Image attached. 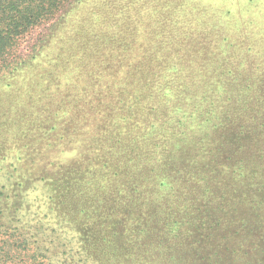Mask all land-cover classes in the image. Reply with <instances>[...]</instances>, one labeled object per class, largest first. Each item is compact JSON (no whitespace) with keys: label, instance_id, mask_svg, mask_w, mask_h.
Segmentation results:
<instances>
[{"label":"rangeland","instance_id":"1","mask_svg":"<svg viewBox=\"0 0 264 264\" xmlns=\"http://www.w3.org/2000/svg\"><path fill=\"white\" fill-rule=\"evenodd\" d=\"M63 11L0 70V263L264 264V0Z\"/></svg>","mask_w":264,"mask_h":264},{"label":"trees","instance_id":"2","mask_svg":"<svg viewBox=\"0 0 264 264\" xmlns=\"http://www.w3.org/2000/svg\"><path fill=\"white\" fill-rule=\"evenodd\" d=\"M72 1L74 0H0V70L3 66L7 65L8 60L13 56L19 38H21L23 35H26L40 24L47 23L48 21L53 20V18H55L57 14L64 12L63 10L69 7ZM139 46H142V44H140ZM138 48L139 47H137V49ZM24 64L26 63L22 61V63H20L19 65ZM69 76V71L59 74V78L61 79V81L68 80ZM221 115L223 116V113ZM229 118L230 117H228V119ZM158 144V149H161V143L158 142ZM161 151L163 153H158L160 155L164 154L163 149ZM155 155L159 156L158 154ZM137 170H140L141 172L143 171L142 169ZM206 178L208 181L207 183H211L210 180H215V178H213L210 174L209 176L206 175ZM214 188L215 186L213 187V190ZM206 193H212V191L207 190L204 192V194ZM100 203L101 201L98 200L97 205H93L94 208L98 209L101 206ZM102 207L103 206H101L100 209H102ZM218 208L222 209V205ZM204 213H207L208 216H210L207 209ZM199 220V223H204L202 219ZM162 254L164 255V253ZM162 258L165 257L163 256ZM171 259L172 258H170L169 261H171Z\"/></svg>","mask_w":264,"mask_h":264}]
</instances>
